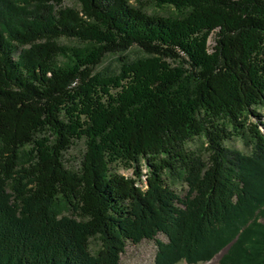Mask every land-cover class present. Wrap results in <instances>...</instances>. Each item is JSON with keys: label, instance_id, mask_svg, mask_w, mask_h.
Returning a JSON list of instances; mask_svg holds the SVG:
<instances>
[{"label": "trees", "instance_id": "1", "mask_svg": "<svg viewBox=\"0 0 264 264\" xmlns=\"http://www.w3.org/2000/svg\"><path fill=\"white\" fill-rule=\"evenodd\" d=\"M63 1L0 0V264H264V0Z\"/></svg>", "mask_w": 264, "mask_h": 264}, {"label": "rangeland", "instance_id": "2", "mask_svg": "<svg viewBox=\"0 0 264 264\" xmlns=\"http://www.w3.org/2000/svg\"><path fill=\"white\" fill-rule=\"evenodd\" d=\"M64 6H77L76 2L73 0H64ZM148 12L158 11L159 13H164V10L155 6L147 7ZM64 44H71L69 40L63 39L61 41ZM140 54L137 48H131L120 54L108 55L102 63L97 67V70H116L119 66V60L121 56H128L129 58H135ZM261 114L264 115V108H260ZM264 122V118L262 119ZM260 130L264 134V125L260 126ZM228 147L239 150L245 154L250 153L252 150L251 145L247 141H243L239 137H233L226 141L225 143ZM190 150H193L197 154L204 156L205 151L202 145L201 139L197 138L187 144ZM83 150V142L78 141L65 153V164L69 168L76 169L79 164V160ZM113 171L122 174L127 177H134V169L126 164L117 163L112 167ZM186 186L184 183H177L176 189L180 194H184V189ZM158 239L166 241L163 234H158L156 236ZM96 243H94L95 245ZM156 244L153 240L144 239L138 244L127 243L124 253L120 256V264H154L155 254H156ZM227 250V249H226ZM225 250V251H226ZM224 251V252H225ZM223 252V253H224ZM223 253H218L212 260L207 262H197L192 264H218L219 258ZM217 258V259H216ZM175 264H188L184 260H181Z\"/></svg>", "mask_w": 264, "mask_h": 264}, {"label": "water", "instance_id": "3", "mask_svg": "<svg viewBox=\"0 0 264 264\" xmlns=\"http://www.w3.org/2000/svg\"><path fill=\"white\" fill-rule=\"evenodd\" d=\"M230 244H228L220 253H223L228 247H229Z\"/></svg>", "mask_w": 264, "mask_h": 264}, {"label": "bare ground", "instance_id": "4", "mask_svg": "<svg viewBox=\"0 0 264 264\" xmlns=\"http://www.w3.org/2000/svg\"><path fill=\"white\" fill-rule=\"evenodd\" d=\"M217 259V258H216Z\"/></svg>", "mask_w": 264, "mask_h": 264}]
</instances>
